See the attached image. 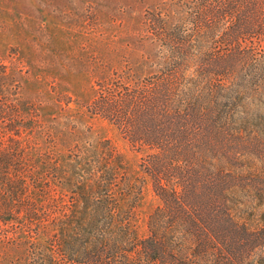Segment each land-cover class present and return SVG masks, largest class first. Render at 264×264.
I'll return each mask as SVG.
<instances>
[{
    "label": "trees",
    "instance_id": "1",
    "mask_svg": "<svg viewBox=\"0 0 264 264\" xmlns=\"http://www.w3.org/2000/svg\"><path fill=\"white\" fill-rule=\"evenodd\" d=\"M199 1L190 29L151 21L157 72L126 86L104 81L88 107L143 153L160 200L147 234L134 227L141 188L110 143L76 122L45 127L34 104L4 100L0 264H246L236 253L256 232L232 205L250 135L234 124L264 80V0ZM59 144L73 147L74 175Z\"/></svg>",
    "mask_w": 264,
    "mask_h": 264
},
{
    "label": "rangeland",
    "instance_id": "2",
    "mask_svg": "<svg viewBox=\"0 0 264 264\" xmlns=\"http://www.w3.org/2000/svg\"><path fill=\"white\" fill-rule=\"evenodd\" d=\"M202 9L199 0H0V103L34 104L43 126H57L58 119L64 130L76 122L81 132L92 131L93 140L110 143L141 188L134 213L138 237L147 234L149 216L160 205L140 168L143 153L88 107L104 81L126 86L129 77L139 81L160 69L153 18L169 31L187 30ZM244 105L234 125L250 135L249 147L240 151L247 173L233 191L232 206L238 221L256 233L246 253L236 254L246 264H264V80L248 91ZM58 146L62 165L74 175L66 159L73 147ZM43 175L59 177L49 169Z\"/></svg>",
    "mask_w": 264,
    "mask_h": 264
}]
</instances>
